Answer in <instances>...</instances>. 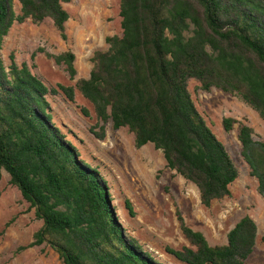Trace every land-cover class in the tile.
Instances as JSON below:
<instances>
[{"label": "trees", "instance_id": "16d2710c", "mask_svg": "<svg viewBox=\"0 0 264 264\" xmlns=\"http://www.w3.org/2000/svg\"><path fill=\"white\" fill-rule=\"evenodd\" d=\"M0 0V50L14 21L35 24L50 18L62 40L70 0ZM121 33L94 51L87 78L72 86L47 87L29 67L0 55V178L34 209L42 226L26 247L48 243L63 264H163L145 251L118 221L107 181L80 157L76 146L52 121L48 95L78 91L103 124L90 132L102 140L104 124L126 127L134 145L152 143L166 165L194 184L203 206L230 195L238 168L198 111L188 87L212 88L237 97L264 120V0H120ZM45 54L76 75L71 51ZM81 113L89 112L81 107ZM236 120L222 119L225 131ZM237 127L241 154L264 197V139ZM125 208L134 215L131 202ZM188 242L165 252L186 264H244L255 249L257 225L244 215L226 233V243L209 244L177 213ZM264 240V237L262 238Z\"/></svg>", "mask_w": 264, "mask_h": 264}, {"label": "rangeland", "instance_id": "374dc122", "mask_svg": "<svg viewBox=\"0 0 264 264\" xmlns=\"http://www.w3.org/2000/svg\"><path fill=\"white\" fill-rule=\"evenodd\" d=\"M120 0H70L63 3L69 19L65 23L66 39L62 40L50 18L35 24L30 18L14 21L3 39L0 55L8 70L9 54L18 66L25 63L47 87L59 84L72 86L79 78L89 76L94 51L108 47L107 36L121 33ZM15 13L20 4L13 1ZM71 51L75 55L76 75L70 79L64 64H56L45 52L59 54ZM190 80L193 101L207 125L224 144L238 168V177L230 184V195L214 200L209 207L201 204L196 186L166 165L162 151L152 143L140 148L134 145L132 133L126 127L114 129L111 121L104 124V138L95 137L91 126L103 124L92 104L78 91L70 101L59 91L48 95L52 121L76 146L80 157L97 168L107 181L111 203L118 221L142 248L163 264H186L167 254L165 246L180 248L188 245L183 236L177 213L186 225L201 231L209 244L226 243V233L244 215L257 225L255 249L244 264H264V197L257 191V180L241 154L237 127L246 124L253 129L254 140L264 139V120L237 97L212 88L209 92L196 89ZM86 108L89 116L80 109ZM236 120L225 131L222 119ZM97 124V125H96ZM99 131V127H95ZM131 202L134 215L125 208ZM42 226L33 208L20 191L9 182L6 171L0 178V264H63L56 251L46 242L26 247Z\"/></svg>", "mask_w": 264, "mask_h": 264}]
</instances>
